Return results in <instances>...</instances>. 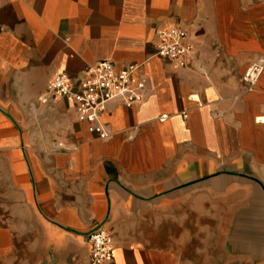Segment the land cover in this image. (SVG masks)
<instances>
[{
    "label": "crops",
    "instance_id": "1",
    "mask_svg": "<svg viewBox=\"0 0 264 264\" xmlns=\"http://www.w3.org/2000/svg\"><path fill=\"white\" fill-rule=\"evenodd\" d=\"M173 27L183 69L157 56ZM260 58L264 0H0V264H86L98 230L107 264H264V72L243 82ZM101 62L147 80L108 104V141L40 100Z\"/></svg>",
    "mask_w": 264,
    "mask_h": 264
},
{
    "label": "built area",
    "instance_id": "2",
    "mask_svg": "<svg viewBox=\"0 0 264 264\" xmlns=\"http://www.w3.org/2000/svg\"><path fill=\"white\" fill-rule=\"evenodd\" d=\"M194 47L187 31L173 27L159 33L157 56L175 68L188 66ZM264 72V58L258 59L245 73L243 82L248 88L256 86ZM137 64L118 69L110 62L98 63L88 78L77 82L65 73L58 74L48 85L40 100H64L74 108L78 120L88 126V132L98 140L112 137L102 120L110 102L121 101L128 109L144 101L147 80ZM166 119L165 117L162 120ZM90 257L86 264H107L113 261V237L105 230L93 232L89 237Z\"/></svg>",
    "mask_w": 264,
    "mask_h": 264
},
{
    "label": "rangeland",
    "instance_id": "3",
    "mask_svg": "<svg viewBox=\"0 0 264 264\" xmlns=\"http://www.w3.org/2000/svg\"><path fill=\"white\" fill-rule=\"evenodd\" d=\"M234 240H236V241H237V240H238V238H235V237H234Z\"/></svg>",
    "mask_w": 264,
    "mask_h": 264
}]
</instances>
